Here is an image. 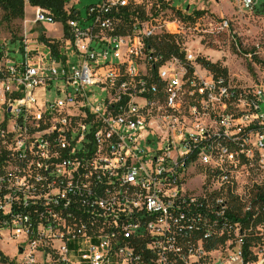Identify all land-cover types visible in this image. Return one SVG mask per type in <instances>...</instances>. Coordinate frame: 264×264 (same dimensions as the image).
Returning <instances> with one entry per match:
<instances>
[{
	"label": "built area",
	"instance_id": "obj_1",
	"mask_svg": "<svg viewBox=\"0 0 264 264\" xmlns=\"http://www.w3.org/2000/svg\"><path fill=\"white\" fill-rule=\"evenodd\" d=\"M170 1L97 0L79 18L72 0L63 26L24 0L23 32L0 33V238L15 264H264L262 224L229 215L231 198L252 209L238 159L264 166V89L157 51L155 36L181 30ZM190 165L209 173L192 188Z\"/></svg>",
	"mask_w": 264,
	"mask_h": 264
},
{
	"label": "rangeland",
	"instance_id": "obj_2",
	"mask_svg": "<svg viewBox=\"0 0 264 264\" xmlns=\"http://www.w3.org/2000/svg\"><path fill=\"white\" fill-rule=\"evenodd\" d=\"M95 1L97 0H74L77 16L84 18L87 6ZM170 3L175 7L165 10V15L169 19L181 20V30L177 35L186 53L197 60L204 58L218 63L225 68L231 85L237 89L245 92L264 89V11H247L231 0H171ZM176 7L187 9L191 13L199 11L201 14L194 13V19L183 20L177 16ZM33 14L34 9L28 5L25 6V15L22 19L3 22L0 10V33L19 36L23 32L24 20L32 19ZM45 26L50 34H57L52 25L45 24ZM25 28H29L28 23L25 24ZM31 34H36V28ZM18 42L15 45H18ZM261 110L264 111V105ZM221 111L222 108L218 109L216 114ZM232 113L234 117L239 115V112ZM251 116V118L255 117ZM211 122L212 119L209 120L210 124ZM241 123L240 118L235 117L227 125V133L229 135L237 133L235 129ZM213 129H217L216 124ZM251 140H254L253 136ZM187 172L190 174L186 183L189 188L209 176L207 169L202 165H190ZM231 174L235 179L234 190L237 193L248 196L249 192L252 195V191L257 187H264V166L262 167L255 158L250 160L239 158ZM0 252L7 256L8 261L15 262L18 257L16 241L9 240L6 236L1 237ZM0 264H9V262L0 259Z\"/></svg>",
	"mask_w": 264,
	"mask_h": 264
},
{
	"label": "trees",
	"instance_id": "obj_3",
	"mask_svg": "<svg viewBox=\"0 0 264 264\" xmlns=\"http://www.w3.org/2000/svg\"><path fill=\"white\" fill-rule=\"evenodd\" d=\"M69 0H29L31 5H38L43 8L49 9L55 16V18L60 21L63 26L65 20L68 17L65 11L66 4ZM0 10H1V20L3 22H10L14 19H22L24 15V0H0ZM178 17L183 18V20L194 19L193 14L200 15L201 12L195 11L191 14L182 13L180 9L175 10ZM256 11H263L260 7ZM76 11L71 9L70 15ZM13 35V34H12ZM15 35V34H14ZM43 38V35H41ZM45 39V38H44ZM152 45L154 48L165 54V55H183V50L181 49V42L178 40L177 34H167L162 33L152 40ZM199 62L208 70L212 71L214 74L226 75L225 68L221 67L218 63L211 62L204 58L198 59ZM252 209L243 212V207L238 203L235 198L230 199L229 215L235 217L236 219L248 222L252 218V229L257 226V224H262L264 227V187H257L255 191H252ZM249 217V219H247ZM261 237L253 236L248 242L249 244H259L261 242ZM213 244L210 243L208 248L212 247ZM0 259L4 262H9V264H15L13 261H8L7 256L0 252Z\"/></svg>",
	"mask_w": 264,
	"mask_h": 264
},
{
	"label": "crops",
	"instance_id": "obj_4",
	"mask_svg": "<svg viewBox=\"0 0 264 264\" xmlns=\"http://www.w3.org/2000/svg\"><path fill=\"white\" fill-rule=\"evenodd\" d=\"M70 1H71V0H70ZM73 2H74V0H73ZM25 6H28V5H24V15H25ZM29 27L32 29V28H33V25H32L31 23H29ZM40 28H41V27H40ZM42 29H44L46 33L50 34V33L48 32V29L46 28L45 25L42 26ZM50 35H53V34H50ZM55 35H57V34H55ZM53 36H54V35H53Z\"/></svg>",
	"mask_w": 264,
	"mask_h": 264
}]
</instances>
